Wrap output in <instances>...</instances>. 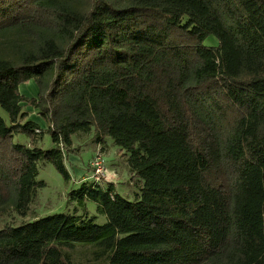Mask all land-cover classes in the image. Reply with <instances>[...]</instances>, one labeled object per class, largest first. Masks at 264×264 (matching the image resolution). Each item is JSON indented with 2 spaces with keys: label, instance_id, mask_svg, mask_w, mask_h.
<instances>
[{
  "label": "trees",
  "instance_id": "16d2710c",
  "mask_svg": "<svg viewBox=\"0 0 264 264\" xmlns=\"http://www.w3.org/2000/svg\"><path fill=\"white\" fill-rule=\"evenodd\" d=\"M0 107V215H29L39 162L69 180L82 134L101 152L110 137L139 184L129 200L88 164L70 210L0 227V264H79L76 247L100 264H264V0H0Z\"/></svg>",
  "mask_w": 264,
  "mask_h": 264
},
{
  "label": "rangeland",
  "instance_id": "374dc122",
  "mask_svg": "<svg viewBox=\"0 0 264 264\" xmlns=\"http://www.w3.org/2000/svg\"><path fill=\"white\" fill-rule=\"evenodd\" d=\"M217 43V38L213 35L207 36L203 41V45L205 46H216ZM28 84L29 83H26L25 86L21 87L23 90L22 95L26 97H30L32 95L31 90L34 91V88H32L33 85ZM27 109L31 110V118L38 116L35 111L36 109L32 110L30 107H27ZM0 117L8 122L7 113L1 107ZM27 142L28 138L23 134H16L13 136V143L15 144H26ZM105 143L107 147L105 152H102V158L107 171L106 181H112L114 183L115 191L131 200L135 193H139V184L136 183L134 185L135 182H132V184L129 179L128 166L126 163L127 155L125 151L120 150L116 145H114L110 137L105 138ZM75 145L76 150L78 149L76 151V155L82 162L83 170H86V173L88 174V160H91L96 151L93 149L92 134L89 133L86 135H80L77 137V142ZM37 146L44 150H49L53 147V142L48 132L43 133L42 138L38 142ZM72 166H74V164L71 163L69 165L70 169H67L71 177L72 174L74 175ZM36 179L44 181L45 186L38 189V198L35 203L31 205V211L29 215L25 218L19 217L13 212L0 215V227H3L7 224H19L23 221L31 219V217L34 215H36V217H44L47 215L65 213L67 208L69 210L71 209V207H69L67 204L66 193L70 189L75 188L77 186V182L73 184V181H71L72 179L66 181L49 162H39L38 175ZM86 180L89 179L85 178L84 181ZM88 214L89 216H96V224L101 225L106 222V217L104 215L96 213L95 204L93 202H88ZM74 257L77 259L79 264H100L93 260L89 248L76 247L74 251Z\"/></svg>",
  "mask_w": 264,
  "mask_h": 264
},
{
  "label": "crops",
  "instance_id": "0c3cea01",
  "mask_svg": "<svg viewBox=\"0 0 264 264\" xmlns=\"http://www.w3.org/2000/svg\"><path fill=\"white\" fill-rule=\"evenodd\" d=\"M26 83H29L28 85H33V87L32 86L31 87L34 88V91L31 90L32 95L30 97H34V95L36 96L37 88H36L35 84L32 81H28V82H25L24 84L20 85V88H19L20 93L23 94V92H22L23 90H22L21 87L25 86ZM32 113H34V112H32ZM93 149H96V146L95 145H93ZM89 160H88V162H89ZM88 162H87V164H88ZM71 163L74 164V166H72L74 175L72 174V177H71L70 174L69 175L71 177L70 179H72L71 181H73L72 182L73 184L75 182H77V184H79L82 181H84L85 178H88L89 179V174L86 173V170H83V168H82V162L80 161V158L75 153L74 154H68L67 155V160H66V166L68 165L67 166V169L69 168V165Z\"/></svg>",
  "mask_w": 264,
  "mask_h": 264
},
{
  "label": "built area",
  "instance_id": "2783aa9c",
  "mask_svg": "<svg viewBox=\"0 0 264 264\" xmlns=\"http://www.w3.org/2000/svg\"><path fill=\"white\" fill-rule=\"evenodd\" d=\"M102 154L100 149L97 148L89 162L91 169L90 179L98 183L105 182L107 179V171L104 166Z\"/></svg>",
  "mask_w": 264,
  "mask_h": 264
}]
</instances>
